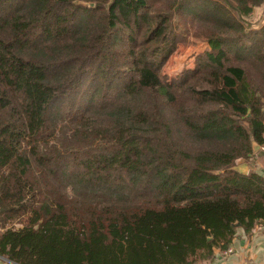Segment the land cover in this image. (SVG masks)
Here are the masks:
<instances>
[{
  "label": "trees",
  "instance_id": "obj_1",
  "mask_svg": "<svg viewBox=\"0 0 264 264\" xmlns=\"http://www.w3.org/2000/svg\"><path fill=\"white\" fill-rule=\"evenodd\" d=\"M262 7L0 0V256L196 264L264 222V171L234 169L264 164Z\"/></svg>",
  "mask_w": 264,
  "mask_h": 264
},
{
  "label": "crops",
  "instance_id": "obj_2",
  "mask_svg": "<svg viewBox=\"0 0 264 264\" xmlns=\"http://www.w3.org/2000/svg\"><path fill=\"white\" fill-rule=\"evenodd\" d=\"M263 8L256 9L255 13L261 14L264 11ZM252 161L254 163L250 164ZM241 165H247L248 172L250 170L264 171V164L257 156L248 159L247 162L238 161L236 166ZM228 249L232 252L225 254L224 252ZM0 264L12 263L0 256ZM196 264H264V222L255 224L248 232L241 227L238 228L224 250L216 248L210 257L199 260Z\"/></svg>",
  "mask_w": 264,
  "mask_h": 264
},
{
  "label": "rangeland",
  "instance_id": "obj_3",
  "mask_svg": "<svg viewBox=\"0 0 264 264\" xmlns=\"http://www.w3.org/2000/svg\"><path fill=\"white\" fill-rule=\"evenodd\" d=\"M256 10L251 14L250 21L253 25L261 26L264 22V11L261 14H256ZM257 13H260L257 11ZM203 44H192L187 46H179L176 53H174L166 65L162 69V74L167 79H172L176 77L183 69L192 68L193 60L202 49ZM259 152V151H258ZM257 154V153H256ZM254 163L252 161L250 164Z\"/></svg>",
  "mask_w": 264,
  "mask_h": 264
},
{
  "label": "water",
  "instance_id": "obj_4",
  "mask_svg": "<svg viewBox=\"0 0 264 264\" xmlns=\"http://www.w3.org/2000/svg\"><path fill=\"white\" fill-rule=\"evenodd\" d=\"M113 0H110V2H112ZM76 4H80L83 6H87V7H94L93 3H87V2H81V1H77ZM249 116V114L247 115ZM260 150V146L257 145L256 143L252 144V152L253 154L258 153V151ZM234 169L238 172H240L241 174H247L248 173V166L247 165H241L239 167L235 166Z\"/></svg>",
  "mask_w": 264,
  "mask_h": 264
},
{
  "label": "built area",
  "instance_id": "obj_5",
  "mask_svg": "<svg viewBox=\"0 0 264 264\" xmlns=\"http://www.w3.org/2000/svg\"><path fill=\"white\" fill-rule=\"evenodd\" d=\"M232 252V250L231 249H228L227 251H225L224 253L225 254H228V253H231Z\"/></svg>",
  "mask_w": 264,
  "mask_h": 264
}]
</instances>
